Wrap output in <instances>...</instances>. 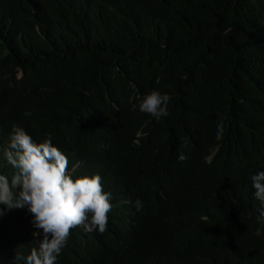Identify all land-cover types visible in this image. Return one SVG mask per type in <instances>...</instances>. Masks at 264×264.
Wrapping results in <instances>:
<instances>
[{"label":"trees","instance_id":"16d2710c","mask_svg":"<svg viewBox=\"0 0 264 264\" xmlns=\"http://www.w3.org/2000/svg\"><path fill=\"white\" fill-rule=\"evenodd\" d=\"M152 90L168 116L133 108ZM13 125L111 194L107 230L72 229L56 264H264V0H0L9 179ZM32 220L0 204V264L38 248Z\"/></svg>","mask_w":264,"mask_h":264},{"label":"clouds","instance_id":"9594fccd","mask_svg":"<svg viewBox=\"0 0 264 264\" xmlns=\"http://www.w3.org/2000/svg\"><path fill=\"white\" fill-rule=\"evenodd\" d=\"M135 99L139 103L133 105L134 109L138 106L141 112L156 119L169 115L168 94L152 90ZM223 134L221 118L216 138L222 139ZM9 139L5 158L16 172L11 179L0 174V204L9 209L27 207L33 215V226L42 230L43 235L38 248L33 247L26 258L17 255L16 259H25L26 264H56L72 229L83 226L85 231L98 230L101 234L107 230L111 194L104 191L100 175L73 178L68 171L67 156L53 145L51 135L36 142L22 126L13 125ZM178 159L184 162L187 156L181 153ZM251 183L254 198L261 203L256 220L264 225V171L252 175ZM135 207L137 210L142 207L140 200L135 201ZM255 234L260 235L259 228Z\"/></svg>","mask_w":264,"mask_h":264}]
</instances>
